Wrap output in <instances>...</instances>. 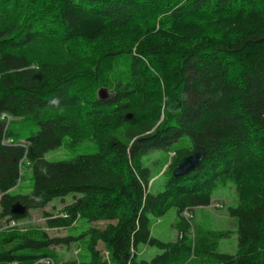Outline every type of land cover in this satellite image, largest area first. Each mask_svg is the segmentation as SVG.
Wrapping results in <instances>:
<instances>
[{
    "label": "trees",
    "instance_id": "16d2710c",
    "mask_svg": "<svg viewBox=\"0 0 264 264\" xmlns=\"http://www.w3.org/2000/svg\"><path fill=\"white\" fill-rule=\"evenodd\" d=\"M65 138L96 151L46 160ZM196 146L205 150L199 166L173 176ZM153 151L173 155L163 188L146 191ZM24 163L32 190L10 194ZM228 182L234 253L217 251L227 233L180 218ZM0 194V222L39 210L47 229L104 224L52 239L0 228V264L33 263L51 254L19 250L83 237L89 261L79 264H264V0H0ZM57 198L54 215L45 209ZM16 201L27 206L22 216L11 213ZM170 208L175 237H153L150 217ZM141 246L160 252L146 259Z\"/></svg>",
    "mask_w": 264,
    "mask_h": 264
},
{
    "label": "rangeland",
    "instance_id": "374dc122",
    "mask_svg": "<svg viewBox=\"0 0 264 264\" xmlns=\"http://www.w3.org/2000/svg\"><path fill=\"white\" fill-rule=\"evenodd\" d=\"M104 89L108 96L110 91L106 88ZM97 90V94L98 91ZM12 122L10 128L13 130H19L20 125ZM37 127H32V129L25 130L20 137V141L24 142V139L34 133ZM67 138L64 142L57 148L48 151L45 154V159L48 161H61L69 160L81 154L93 153L96 151L95 144L91 142H83L73 147H69L66 144ZM187 145V140L183 139L180 145ZM173 153H163L161 151H153L148 154L147 161L145 165L149 167L150 179L146 187V191H156L161 190L167 180L168 172L167 168L170 163V159ZM33 177L30 168L26 163L22 164L19 171V180L17 186L10 191V194H28L32 190ZM1 196V194H0ZM69 196L66 197V200ZM237 204V195L234 190V186L231 182L228 183H218L214 185L211 191L210 203L206 206H198L193 209H187L181 213L180 218L186 221L191 226L194 224L206 231H215L227 233V235L221 239L217 251L224 253H234L237 245V224L236 219L232 217L228 209L230 207H235ZM61 208L60 199L52 200L46 207V211L52 212V214L57 215ZM178 216L174 208H170L161 217H150L149 228L150 233L153 237L159 238L161 240H172L176 235L175 225L178 222ZM7 222L2 220L0 222V228H3ZM11 229H16L18 231H23L24 228H38L46 233L49 239L52 238H66V236H79L84 231H86L90 226L103 227V222L98 223H88L85 220H78L74 222L70 227L67 228H56L47 229L45 227V218L42 216L39 210H29L25 218L18 221H14V224L9 225ZM192 230V227L190 228ZM192 234V231L190 232ZM39 240H43L39 238ZM51 249V251L49 250ZM48 250L46 247H38L36 249L27 248L25 251L19 250L21 252H32L34 254H43L49 251L51 257H46L48 259V264H79L80 262L89 261V252L86 248V237L81 239L73 240L68 246H51ZM100 252L102 260H107V254L103 246L98 243L97 248ZM160 252L156 246H141L138 248V255L149 259L152 255ZM45 261V259H44ZM44 261L37 259L33 263L28 264H46ZM13 264V263H12ZM15 264V263H14Z\"/></svg>",
    "mask_w": 264,
    "mask_h": 264
},
{
    "label": "water",
    "instance_id": "95a60500",
    "mask_svg": "<svg viewBox=\"0 0 264 264\" xmlns=\"http://www.w3.org/2000/svg\"><path fill=\"white\" fill-rule=\"evenodd\" d=\"M98 97L101 100H104L108 98V94L104 89H100L98 91ZM204 156H205L204 148L202 146H196L195 150L192 153L182 157L179 160L176 167L172 171L173 176H181L194 170L197 166H199ZM26 210H27V206L20 203L19 201H16L11 206V213L14 215L22 216L25 214Z\"/></svg>",
    "mask_w": 264,
    "mask_h": 264
},
{
    "label": "built area",
    "instance_id": "2783aa9c",
    "mask_svg": "<svg viewBox=\"0 0 264 264\" xmlns=\"http://www.w3.org/2000/svg\"><path fill=\"white\" fill-rule=\"evenodd\" d=\"M3 117H5V114H1V118H3ZM11 141L12 140L10 138H8V139L3 140L2 142L5 143V144H8V143H11ZM61 216L64 217V214H61ZM10 224H14V221H8L7 224L3 225V228H9ZM44 259H45V261H44ZM48 259L49 258L42 257V258H40V261H44V263L48 264Z\"/></svg>",
    "mask_w": 264,
    "mask_h": 264
}]
</instances>
